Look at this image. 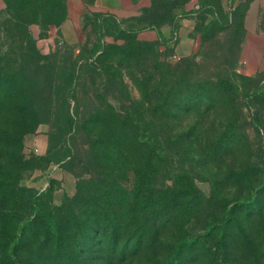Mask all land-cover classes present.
Masks as SVG:
<instances>
[{
    "label": "rangeland",
    "instance_id": "1",
    "mask_svg": "<svg viewBox=\"0 0 264 264\" xmlns=\"http://www.w3.org/2000/svg\"><path fill=\"white\" fill-rule=\"evenodd\" d=\"M246 3L0 0V134L19 137L0 135L15 174L0 173V264H264V72L238 69ZM154 41L163 61L195 55L189 81L226 84L180 117L166 163L109 139L154 118ZM252 196L260 208L225 224Z\"/></svg>",
    "mask_w": 264,
    "mask_h": 264
},
{
    "label": "trees",
    "instance_id": "2",
    "mask_svg": "<svg viewBox=\"0 0 264 264\" xmlns=\"http://www.w3.org/2000/svg\"><path fill=\"white\" fill-rule=\"evenodd\" d=\"M119 24L120 23H117L116 30H121V26ZM27 37L30 41L33 40L32 34L29 33ZM160 37L163 39L161 34ZM133 44V49H138L136 47L140 45L139 42L137 40H134ZM158 44H160L159 41H154L153 43H150L148 45L150 54L149 56H151L150 59H152L153 61L156 60V64L152 72L151 81L153 84L151 111L154 118L151 121L147 122L148 128L147 126H145L144 121L139 120L135 124V127H137L138 131L131 138L128 134L129 127L126 121H121L119 123V127L115 131L116 133H114V136L109 139H111V144H114L113 148L119 150L120 153L126 151V148H128V145L131 143L133 149H135L136 151H140L141 153L145 151V153L150 154L151 156H153V158L156 157V160L160 158L162 163H166L165 159L166 157H168V151L171 145L169 136H171L172 134L178 135V131L180 129L178 123H182L180 117L182 115L189 116L190 114H196V112L199 111L198 102L200 98L209 97L211 94L217 96L218 93L222 92L226 84L214 80V77L212 76H197V80L193 79L192 82L189 81V78L193 76V67H197L199 65L198 63L200 62L195 61V55L188 59H183L176 64L166 62L159 58ZM184 66L186 70L184 69L181 73H179V68H184ZM158 76H161L162 78L159 79L157 78ZM77 78V71H74L73 73L68 75L67 79L74 81ZM4 84L5 83H0V89L8 90L9 87L5 89L4 87H6L7 85ZM166 89L168 90V94L166 92ZM207 108L208 110H210V107ZM66 119V124L69 128H74L79 123L72 114H68ZM110 129L113 133L114 128ZM145 130H149V136L142 135L143 131ZM0 135L2 136L3 140H8V145L11 146L15 144L19 139V137L12 135L7 131ZM5 152H7V150ZM138 161H140V163L142 164L144 163L143 159H139ZM167 163H169V161ZM0 173L5 175L7 174L6 176L8 177H15V174H12V172L5 167L1 159ZM8 179L9 181L11 180L10 178ZM258 198H256V196H252L250 198L236 200L233 203V206H231L227 210L228 217L224 220V222H226L225 224L231 221L235 216L236 213L233 212L235 208L240 209V211L244 210L245 212L246 210L252 211L253 208V210L260 208L261 204L257 203ZM37 205H39V203H37ZM109 221L111 222L110 226L112 227V221ZM49 225L51 226V228H57L55 222H50ZM206 227L209 230L213 228V226L211 225H208ZM180 245L181 244H179L177 249L180 248ZM172 260L174 261L171 263L180 264L178 259L172 258Z\"/></svg>",
    "mask_w": 264,
    "mask_h": 264
},
{
    "label": "crops",
    "instance_id": "3",
    "mask_svg": "<svg viewBox=\"0 0 264 264\" xmlns=\"http://www.w3.org/2000/svg\"><path fill=\"white\" fill-rule=\"evenodd\" d=\"M245 7V38L241 44V63L238 69L253 75L264 72V0H247ZM177 49L182 54H189L193 43L184 41Z\"/></svg>",
    "mask_w": 264,
    "mask_h": 264
}]
</instances>
